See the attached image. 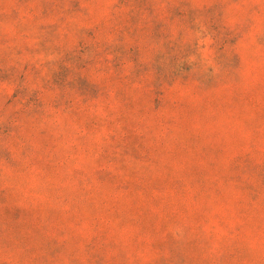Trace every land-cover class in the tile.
Here are the masks:
<instances>
[{
    "label": "rangeland",
    "instance_id": "rangeland-1",
    "mask_svg": "<svg viewBox=\"0 0 264 264\" xmlns=\"http://www.w3.org/2000/svg\"><path fill=\"white\" fill-rule=\"evenodd\" d=\"M0 264H264V0H0Z\"/></svg>",
    "mask_w": 264,
    "mask_h": 264
}]
</instances>
